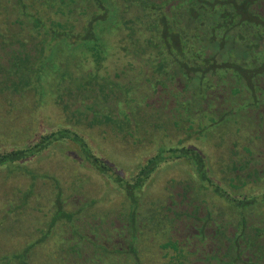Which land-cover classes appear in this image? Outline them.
<instances>
[{
	"label": "trees",
	"instance_id": "16d2710c",
	"mask_svg": "<svg viewBox=\"0 0 264 264\" xmlns=\"http://www.w3.org/2000/svg\"><path fill=\"white\" fill-rule=\"evenodd\" d=\"M11 1L14 18L10 22L19 31L29 27L34 34L20 43L13 39L0 43L2 85L12 88L18 82L23 56L26 58L24 46L30 63L36 48L44 52L46 40L56 44L51 55L61 45L66 49L73 46L65 62H60V69L65 68L60 104L67 120L100 127L104 133L108 131L104 127H110L116 137L132 142L137 138L140 143L150 131L162 130V136L152 156L139 163L140 170L124 183L118 180L132 209L113 220L112 230L125 227L128 233L109 237L104 226L91 232L82 204L70 209L68 199L62 200L59 194L42 219L36 215V207H29V217L24 218L29 222L24 228L29 238L12 241L15 233H11V239L3 240V244L10 241L0 253V264H57L59 258L60 264H94L93 260L100 264L105 258H111L110 264H146L140 256L139 230L143 225L137 215L143 213L157 226L158 216L147 214L143 206L144 186L170 159L182 173L173 174L164 194L167 204L175 209L158 217L163 237L161 258L168 264H264V207L256 206L264 202V195L235 197L230 187L215 180L205 147L194 142L216 139L222 144L230 141L233 147L238 141H255L256 137L264 141V0ZM109 42L121 50L112 49ZM77 68L80 81L75 85L70 76ZM139 94L140 115L135 120L143 119V129L131 131L132 106L122 105V97ZM166 130L180 137L165 139ZM66 139L76 143L84 158L101 172L112 170L68 127L43 134L28 146L0 151V166L10 172H27L35 179L38 175L19 162ZM230 164L229 160L221 167L219 177L229 186L234 182L233 175L227 176ZM34 189L25 193L28 198L36 197ZM192 191L196 195L192 196ZM27 204V197H21L10 208L16 215ZM150 210L154 211L153 206ZM168 215L173 221L167 238L161 225ZM24 221L16 220L18 226ZM56 235L59 238L53 246L58 252L54 248L52 258L44 254L43 245Z\"/></svg>",
	"mask_w": 264,
	"mask_h": 264
},
{
	"label": "rangeland",
	"instance_id": "374dc122",
	"mask_svg": "<svg viewBox=\"0 0 264 264\" xmlns=\"http://www.w3.org/2000/svg\"><path fill=\"white\" fill-rule=\"evenodd\" d=\"M34 1L41 3L47 0ZM12 7L11 0H0V43L3 41H12V39L20 43V41L28 38L29 35L34 34V31L30 30L29 27H27L26 31H19L16 25L10 22L14 18V16L12 17L13 13H11ZM9 10L10 13H6ZM76 31L75 33H77ZM72 40L75 42L76 38L74 37ZM55 45L53 42H47L46 40L43 53L39 52L38 48L35 49L36 54L34 55L32 63H30V60L28 61L30 55L28 49L24 46L22 52L24 51L26 58L23 56L22 62L24 65L18 62L22 65L23 71L22 74L18 75V82L12 88H6L0 82V151L28 146L36 142L43 134L68 127L83 137L89 151L111 165L112 170L107 173L101 172L84 158L79 146L68 139L56 141L35 156L19 162V164L24 165L38 175L35 179L31 178V175L27 172H10L5 165L0 166V253L9 246L10 240L7 241V244H3L5 243L3 240L11 239V233H15L12 241H21V239L25 240L29 238L27 230L24 229L29 226V222L26 220L29 217H27L29 207H36V215L42 219V217L44 218L45 215H48L54 196L58 197L59 194L62 200L68 199L69 204L67 206H70V209L76 208L80 203L82 204L86 226L93 227L90 230L91 232H99L96 229L104 226V230L109 233V237L113 235L120 236L125 232L128 233L125 227H120V230H112L113 220L132 209L131 202L128 201L126 196L125 188L119 184L120 182L118 180L121 178L124 183L126 179L132 178L138 171L139 163L146 162L148 157L152 156L156 150L157 142L161 140L162 130L148 132L145 138H142L143 141L141 140L138 143L139 139L137 140V138H134L132 142L125 138L121 139L116 137L115 133L111 132L112 129L110 127H104V129L108 130L104 133L102 128L97 126L90 127L86 123L76 124L69 122L62 109L64 106L60 104L62 101L60 95L62 94V82H64L63 74L65 69H60V62H65L69 51L73 50L74 47L72 46L66 49V46L61 45L56 52H53L54 55H51L52 46ZM107 45L114 50H121L111 42L107 43ZM110 47L107 48L110 49ZM21 58L22 56L17 59ZM111 59L107 63L109 67L113 63ZM122 59L124 62L123 55ZM4 60L5 58L2 59V61ZM78 67L81 69V66ZM76 71L78 73L69 75L71 79H75V81H71L75 85L80 81L78 68ZM29 74L32 76L28 77ZM39 77L41 78L37 80ZM134 78L138 80V77ZM15 88L19 89L14 91L16 90ZM124 99H127V102ZM130 103L133 115L131 131H139L143 129V119H135L140 115L137 113L138 105L141 103L140 94L138 96L132 95L131 98H126V95H123L121 104ZM120 120L125 122L124 119ZM125 130L123 132H127L128 129ZM166 133L167 136L165 139L175 141L180 137L175 131L170 132L166 130ZM194 142L200 148L205 147L211 168L214 166L212 171L219 178L221 176L220 169L224 164L223 162L229 155L230 141L224 144L219 143L216 139L207 141L194 140ZM176 172L182 173V170L179 165L174 164L173 160L170 159L163 163L161 168L145 184V202L143 206L147 214H152V210H150L152 206L154 212L156 211L154 215H157L159 218L161 217L160 213H169L170 210L175 209L176 206L167 204L168 201L165 200L166 196L164 197V194L169 184H172L171 179ZM217 182H220L226 188L230 187L224 180L219 179ZM32 187H35L34 195L36 197L32 195L31 198H28L30 195L27 196V194L29 193H25L27 191L30 192ZM248 188L249 190L252 189V192L257 191L252 187ZM20 191L21 193L18 194ZM196 193V191H192L191 195L194 196ZM169 196H171L170 193ZM169 196L168 198L171 200L172 198L170 199ZM21 197H27L28 204L26 205V209H18L15 215L10 207ZM159 198L163 201L160 202ZM4 213L5 216L3 217ZM19 218L22 221L25 220L22 226H18L16 222ZM137 218H141L143 225L140 232L142 233V238L140 237L138 242L139 244L142 242L141 244L143 246L140 253L141 258L144 259L146 264H168L167 259L161 258V255L163 256V251L160 247V242L163 241L162 231L157 226L152 227V219L148 222L151 224V227L146 229L145 227H148V225L145 222L149 218L143 213L141 216L139 213ZM163 224L167 225L164 226L166 232L170 230V225L167 221ZM8 228H13L11 229L12 232ZM20 228L26 234L24 237ZM58 232H60L59 228ZM188 232L192 231L188 230ZM180 236L183 237L185 235L180 234ZM57 238L59 236L56 235L52 241H45L46 245H43V247L46 256L55 257V249L57 252L58 249L53 244ZM110 261L111 258H105L100 264H110ZM92 262L99 264L96 260ZM60 263L61 259L59 258L57 259V264Z\"/></svg>",
	"mask_w": 264,
	"mask_h": 264
},
{
	"label": "flooded vegetation",
	"instance_id": "af4514ba",
	"mask_svg": "<svg viewBox=\"0 0 264 264\" xmlns=\"http://www.w3.org/2000/svg\"><path fill=\"white\" fill-rule=\"evenodd\" d=\"M239 126H240V123L237 125V132L239 131L238 130ZM256 138L257 139H255V141H250V140L238 141L236 143V146H233L235 147L234 150H233V147L230 146L229 155L223 162L224 164L222 167H225V165L229 163V160L231 162L230 164L231 171L229 175L227 176L230 178V175H233V177L231 176V179L234 182L230 185V188H231V191H234L235 197H241V196L250 197L254 195H264V141L260 140L259 137H256ZM230 155H231V158H230ZM138 170H140V165H139ZM222 174L224 175L226 173H222ZM214 177L216 181L220 179L217 176H214ZM248 187H252L253 189L257 191L252 192L253 190L252 189L249 190ZM127 198L129 202H131L128 196ZM138 201H140V199H138ZM139 205L140 207L142 206L140 202H139ZM256 206L259 207V209L260 208L262 209L264 207V202ZM152 214L154 215L155 212L153 211ZM168 216H169V219L167 218V222L168 223L172 222L173 220L171 221L170 215ZM155 219H156L155 224L159 228V218L157 217ZM122 222L125 224L128 221L122 220ZM139 222H141V218H139ZM148 222L146 225H148V228H149L151 224H149ZM187 223L188 224H186V228H188L189 221H187ZM164 226H166V224L161 225V229H163ZM136 227L138 228V226ZM152 227H154V222L152 223ZM141 230H142V227L139 231L141 232ZM164 231L166 232V229ZM169 234H170V230H168L165 233V236L168 238ZM202 248H205V246H203Z\"/></svg>",
	"mask_w": 264,
	"mask_h": 264
}]
</instances>
